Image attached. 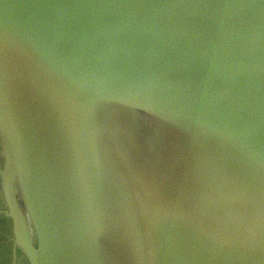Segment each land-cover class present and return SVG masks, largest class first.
<instances>
[{
  "label": "water",
  "instance_id": "1",
  "mask_svg": "<svg viewBox=\"0 0 264 264\" xmlns=\"http://www.w3.org/2000/svg\"><path fill=\"white\" fill-rule=\"evenodd\" d=\"M0 139L30 264H264V0H0Z\"/></svg>",
  "mask_w": 264,
  "mask_h": 264
},
{
  "label": "rangeland",
  "instance_id": "2",
  "mask_svg": "<svg viewBox=\"0 0 264 264\" xmlns=\"http://www.w3.org/2000/svg\"><path fill=\"white\" fill-rule=\"evenodd\" d=\"M0 139V173L4 172V152L2 150ZM0 174V264H30L26 257L19 252L16 253L15 235L13 222L9 217V209L5 203L4 189ZM35 240V246L38 247V239L32 235Z\"/></svg>",
  "mask_w": 264,
  "mask_h": 264
}]
</instances>
